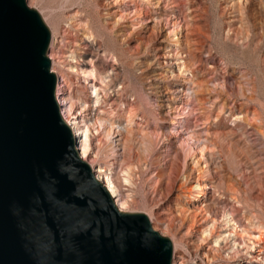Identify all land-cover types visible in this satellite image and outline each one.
Returning a JSON list of instances; mask_svg holds the SVG:
<instances>
[{
	"label": "rangeland",
	"instance_id": "rangeland-1",
	"mask_svg": "<svg viewBox=\"0 0 264 264\" xmlns=\"http://www.w3.org/2000/svg\"><path fill=\"white\" fill-rule=\"evenodd\" d=\"M71 1L28 0V5L52 33L49 57L70 94L94 102L97 83L103 98L93 104L94 113L123 126L133 114L132 128L144 131L136 139L128 134L117 147H112V137L119 139L116 132L104 133L99 125L91 133V160L104 162L105 168L114 165L113 179L134 201L128 213L151 216L161 229V222L172 223L174 230L161 235L173 246L174 239H184L177 255L186 264H264V236L252 252L236 236L215 243L219 235H228L224 216L229 213L251 234L264 233V0H166L142 29L132 22V0L125 3L131 15L126 21L110 15L118 6L103 9L104 0ZM158 12L164 13L162 20ZM177 17L186 23L181 44L196 55L195 61L184 58L188 69L168 36V19ZM151 28L158 38L146 41ZM93 69L98 80H86ZM197 84H203L206 101L198 103L194 96L187 101L182 90ZM169 97L180 100L174 112ZM166 134L174 141L164 154ZM195 143L208 148L209 168L203 177L199 170L207 167L205 161L203 166L190 161ZM170 167L181 170L171 178L174 192L159 198L155 177ZM127 172L131 183L125 181ZM165 177L163 183L171 180ZM200 177L207 185L202 191L197 187ZM200 192L204 197L196 202Z\"/></svg>",
	"mask_w": 264,
	"mask_h": 264
},
{
	"label": "water",
	"instance_id": "water-1",
	"mask_svg": "<svg viewBox=\"0 0 264 264\" xmlns=\"http://www.w3.org/2000/svg\"><path fill=\"white\" fill-rule=\"evenodd\" d=\"M51 43L28 0H0V264H173L172 241L121 212L81 159Z\"/></svg>",
	"mask_w": 264,
	"mask_h": 264
},
{
	"label": "bare ground",
	"instance_id": "bare-ground-1",
	"mask_svg": "<svg viewBox=\"0 0 264 264\" xmlns=\"http://www.w3.org/2000/svg\"><path fill=\"white\" fill-rule=\"evenodd\" d=\"M73 1H71V2H73ZM103 2L104 3L101 4V7H103V9L108 7L107 4H112L114 6H118V8L120 10H116L115 12L110 14L117 20L126 21L129 19V16H131L130 13H127V11L125 9L126 0H104ZM105 2H106V4H105ZM132 2H133L132 6L134 7V10L131 11L132 19H133L132 22H137V24H135V25L138 27V29H142L143 27H145V25L147 27V25H148L147 21L150 22L154 18L156 11H160V10L164 9L163 6L168 1H166V0H132ZM162 14H164V13H162ZM162 14L160 12H158V14H156V15H160L159 16L160 20H162L161 19ZM168 15H170V14H168ZM182 18L177 17L174 20L168 19V24L171 25V30L169 31L168 36H172L171 38L169 37L171 39L170 44L172 45V47L173 46L177 47V49H178L176 51L177 55L183 56V58H180L181 56L179 58L181 60H183V65L187 67V64L189 65V63H190V62L188 63V61L191 60L190 58H193L195 61L196 55H192L193 53H192V51H190L191 49L188 47V45L185 46V45L181 44V39L183 38V35H182L183 30L186 26L185 25L186 23L184 21L185 18L184 19H182ZM166 22H167V20H166ZM155 28H151L150 32L148 31V36L145 38L146 41L147 40L152 41L153 39L156 40L158 38V36H157L158 32L157 33L155 32L157 28L156 29ZM125 36L126 35H124V37ZM144 40L140 39L141 42ZM140 41H139V43H140ZM142 44H143V42H142ZM139 46H141V45L139 44ZM52 47H53V44H52ZM184 58H186L188 61H186V60L184 61ZM50 59L52 61H54V63H55V60H54L52 54L50 55ZM187 69H188V67H187ZM53 71L58 75V78H59L58 90H57V99H58V103H59L60 110L62 113V117H63L64 121L66 122V124L67 125L69 124L72 127V132H73V135L76 139L77 150L79 152L81 159L92 167L94 173L96 174L97 179L100 182H102L106 186V188L109 190V192H110L112 198L114 199V202L117 205V207L119 208V210L123 213L131 212V208L134 205V201L130 196H125L121 192L119 185H117V183L115 182V179H113V175H114L113 170L115 169L114 165H111L110 168H105L104 162H99L97 164H94L93 161L91 160V157L93 156L92 154L94 153L93 152V146H92V144H93L92 139L93 138L91 137V133L93 134V132L97 129V127L99 125L104 129V133L109 134L111 132H113V133L116 132L117 137L119 139L116 140L112 137V143H113L112 147H117L119 145L118 141L123 140L126 136L128 137V134H131V136L136 139V137L141 136V134H143L144 131L142 133V130L139 131V129L135 130L132 128V123H133V117L132 116H133V114L131 116L129 115V118H128V120L130 119L132 122L127 121L128 123L126 124V126H123V123H121L118 120H114L111 117H104L103 113L99 112L98 110H97V112L94 113V110H93L94 106H97L98 104H100L101 100L103 98L100 96V93H99V91L101 89V86L99 84L95 83L93 85V88H94L95 94H96V98H95L94 102L90 101L89 99H76L75 97H73L70 94V91H68L67 80L65 79L64 76H61L56 71L55 64H54ZM190 72L192 74L194 73L192 71H190ZM89 79H95V80L97 79L98 80V73H97L96 69H93L89 73L86 74V80H89ZM189 83H192V82L189 80H185V82H184V84H189ZM195 86L196 85H194V87L193 86L192 87L187 86V85L185 86V89L182 90L185 99L188 101V100H190L191 97L194 96L196 98V100L198 101V103L205 102L206 99H205V90H204L203 84L202 85L197 84V86L196 87ZM180 98H181V96H180ZM176 99L177 100H175V99L173 100L171 98V100H170V97H169V100H168V102H169L168 107H170V109L173 110V112H174V110L176 111L177 109H179V105L177 103H180V100H178L179 98H176ZM75 103H76V105H75ZM181 103H183V104L185 103L184 99L181 100ZM93 104H94V106H93ZM129 114H131V112H129ZM181 119H186V118L180 117L179 120H181ZM144 136H143V138H144ZM147 138H149V137L147 136ZM162 138L164 139V136ZM165 138H166V143H167L168 148L164 151V154H166L169 151V148L173 146V141H174L173 136H167V134H166ZM193 141H194V139H193ZM207 149L208 148L206 146L200 147V146H197L196 143L193 144L192 148H191L190 161L195 160L196 165H198V166L202 165L203 160L207 164L206 165L207 167L202 168V169L199 168L200 169L199 172H201V173H199L200 175L205 174L207 171L206 168H209L208 167L209 164L207 162L208 160L206 158V152H205ZM113 155H114L113 157H115V159L118 158V154H117L116 150L114 151ZM175 165H177V164H175ZM170 166H172V165H170ZM179 167H176V168L170 167L167 170V173H165L164 171H161V172L159 171L160 173H158L156 175L154 181L156 182L157 185H159V187L156 186L157 188H155L156 189L155 194H157V196H159V198L160 197H169L174 192V189H175L174 185L175 184L173 183L174 182L173 180H175V179H173L172 177L175 176L173 174H180V171H181L180 168L181 167L180 168ZM197 170H198V167H197ZM209 173H211V172H209ZM167 175H168V177H167ZM208 175L210 176V174H208ZM165 176L167 178H170V179L172 178L173 180L167 179V182L163 183V179ZM201 179H203V178L200 177L198 179L197 187H199L198 190L202 191V187H203V189L204 188L206 189L207 185L205 184V180H201ZM205 179H206V177H205ZM164 180H166V179H164ZM125 181L127 183H131L130 175L128 172H127V177H125ZM202 193L203 192H200L197 195L198 198L195 199L196 202H199L200 199H202L204 197ZM177 199L179 201V198H177ZM224 217H225L224 220H225V226H226L225 233L228 235H219L217 237L218 239L215 240V243L220 244L221 241H227L229 238L236 236L239 239L243 240V242L248 246V249L251 252L255 251L256 246L260 245V243L262 241V237L264 236V233L261 232V230H260L258 232V234H256V235L251 234L247 229L239 226L238 223L233 219V217L231 216L230 213L225 215ZM150 220H151V223L153 224V230L155 232L159 233L160 235L161 234L165 235V234L174 230L173 225H171L172 223L169 224L167 222H161L159 220L164 227L161 229V228L155 226V222H154L153 218H151V216H150ZM192 232L194 233V231H192ZM173 242H174V248H175L173 263L175 264V262H174L175 259L176 260L180 259L181 262H178L176 264H186L185 261H182V259H184V257L177 255L178 246H181L182 249L184 247L183 246L185 243L184 239L183 238H179V240L174 239ZM256 252H257V250H256ZM255 258H257V257H255Z\"/></svg>",
	"mask_w": 264,
	"mask_h": 264
},
{
	"label": "snow or ice",
	"instance_id": "snow-or-ice-1",
	"mask_svg": "<svg viewBox=\"0 0 264 264\" xmlns=\"http://www.w3.org/2000/svg\"><path fill=\"white\" fill-rule=\"evenodd\" d=\"M59 180H60V177L57 176V175L55 174V172H51V173L49 174V181H50V182H52V181L59 182ZM68 212H69V215H71L72 212H73V210H72V209H69Z\"/></svg>",
	"mask_w": 264,
	"mask_h": 264
}]
</instances>
